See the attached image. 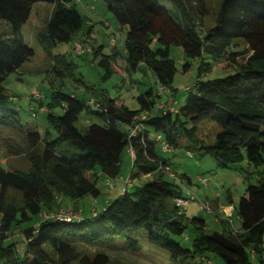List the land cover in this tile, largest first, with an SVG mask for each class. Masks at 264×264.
<instances>
[{
    "label": "trees",
    "instance_id": "1",
    "mask_svg": "<svg viewBox=\"0 0 264 264\" xmlns=\"http://www.w3.org/2000/svg\"><path fill=\"white\" fill-rule=\"evenodd\" d=\"M75 1L0 0V20L11 26V37H0V120L17 116L9 107L10 97L3 83L35 56L22 33L34 5H56L48 25L38 34L41 45L51 54L58 43H70L84 26V17ZM104 1L118 22L128 27L125 49L129 67L136 71L147 65L158 85L172 89L178 73L170 54L172 46L183 47L192 59L207 55L215 61L226 59L236 64L240 56H250L235 75L199 80L187 90L195 88L197 95L184 107H178L176 114L157 110L160 96L153 89L138 97L140 108L136 111L108 95L101 94L99 102L93 99L101 105L97 110L75 96L57 92L48 103V121L56 130V138L49 141L43 139L37 127H23L29 169L8 170L0 160V264H124L101 252L91 256L82 247L124 237L128 247L137 250L140 243L133 235L138 232H145L149 242L168 251L176 263L205 259L208 253H214L225 264H254L253 260L264 264V177L258 185H250L247 196L240 200V228L235 230L228 220H221L222 231L207 234L205 219L188 217L186 210L176 203L185 197L183 182L191 183V178L177 176V182L166 179L163 167L169 166L168 160L161 156L156 141L162 135L174 149L180 138L186 136L212 155L220 168H230L245 160L255 167L264 164V0H223L216 24L206 34L198 26L207 16V0H187L190 8L173 0L178 6L175 14L161 7L159 0ZM238 39L244 40L248 50L232 51ZM153 44L159 48L153 49ZM94 53L96 57L102 55L100 49ZM60 65L67 70L73 68L65 56L56 57L53 71L62 77L66 73L58 70ZM99 65L106 71L105 79L112 76L115 67L119 68L115 55H102ZM184 68L187 71L190 65ZM209 69L207 66L203 71ZM57 107H62L64 114L55 115ZM84 111L100 116L104 124L92 123L81 132L77 123ZM145 112L150 114L143 121V131L130 138L129 128ZM205 120H212L219 128L208 144L197 135ZM65 144L82 156H65L61 152ZM131 148L135 152L133 168L138 170L137 176H153L152 181L137 187L135 192L126 189L92 217H86L81 209L80 221L49 219L40 223L43 213L67 206V200L97 198L101 194L97 182L86 177V173L98 170L106 178H117L124 154ZM34 220L33 226L22 228ZM18 230L26 242L22 255L12 241ZM189 231L196 235L192 248L172 240L174 236L188 240L185 236Z\"/></svg>",
    "mask_w": 264,
    "mask_h": 264
},
{
    "label": "rangeland",
    "instance_id": "2",
    "mask_svg": "<svg viewBox=\"0 0 264 264\" xmlns=\"http://www.w3.org/2000/svg\"><path fill=\"white\" fill-rule=\"evenodd\" d=\"M179 1L190 8L187 0ZM222 1L207 0V16L198 26L202 34H206L208 29L215 26ZM159 4L171 13L177 12L178 6L173 0H159ZM75 7L84 17L83 28L75 34L70 43H58L51 54L41 45L38 34L48 25L56 8L55 4L44 2L35 4L29 21L22 28L25 44L35 50V56L17 72L7 77L3 83L10 97L9 107L17 113V116L13 118L0 120V160L8 170L26 172L30 167L26 156L29 150L28 141L23 127H37L43 139L53 141L56 138V130L48 121V103L57 92L75 96L79 101L90 105L91 109H95V105L90 104L93 99L99 102L101 94L108 95L134 111L140 108L138 102L140 95L146 94L150 89H153L156 95L158 93L157 79L147 65H141L136 71L129 67L125 52L128 27L118 22L106 2L104 0L75 1ZM0 37L4 39L11 37V26L7 21L0 20ZM113 38H118L115 49H112L110 44ZM77 44L83 46L82 54L76 51ZM235 44L236 46L232 48L233 52L248 50V45L242 39L236 40ZM152 48L157 49L159 46L153 44ZM99 49L102 55H115L116 64L119 67H115V72L107 79H105L106 71L99 65L102 55L96 57L94 53ZM170 54L178 68L172 90L179 108L184 107L188 100L197 95L195 88L187 91L188 88L195 87L199 80L209 81L235 75L250 56H240L237 63L233 64L226 59L215 61L207 55L195 59L188 58L183 47L180 46H172ZM58 56H65L66 62L73 65V68L68 70L65 65L58 66L59 71L66 73L64 77L53 71L55 59ZM186 64L190 65L187 71L184 68ZM207 66L211 69L203 71ZM35 89L40 92L43 99H33ZM167 99V96L157 98V102L164 103ZM64 111L62 107H57L54 114L61 116ZM92 123L104 124V121L100 116L84 111L80 115L77 128L84 132ZM218 131V126L212 120H205L200 125L197 135L205 144H208L213 141ZM152 136L155 137V133ZM43 146L44 142L41 144V147ZM61 152L70 158H79L83 154L67 144L62 146ZM161 156L168 160L170 168L178 178L183 176L191 178V183L187 180L183 182L184 196L189 198L190 194H194L198 202L190 203L188 217L205 219L207 234L221 232V220H228L235 230L240 228L237 218L240 200L247 196L250 185L260 183L264 177V164L255 167L245 160L230 168H220L212 155L206 154L186 136L180 138L178 146L171 152L162 151ZM132 160V155L127 150L122 160L120 175L111 179L113 188L107 186V178L104 175L100 178L96 177L97 174L100 175L98 170L86 173V177L97 182V188L101 194L97 198L88 196L79 202L67 200L68 205L63 207L82 209L86 217H92L102 212L126 189L135 192L137 187L154 179L153 177L143 179L140 183L137 177L138 170L133 168ZM129 179H132L134 187L127 185ZM166 179L176 181L168 174ZM228 207L236 208L232 218L226 211ZM34 224L35 220L23 224L22 228L26 229ZM185 237H189L188 240L175 236L172 240L181 243L184 248H192L195 233L189 231ZM133 238L140 243L137 250L129 248L128 241L124 237L96 241L82 248L91 256L101 252L107 254L112 260H118L124 264H225L214 253H208L205 259L198 257L194 260H179L176 263L168 251L152 245L145 232L135 233ZM12 241L17 243L20 254H24L26 242L21 230L15 232ZM253 263L261 264L256 260H253Z\"/></svg>",
    "mask_w": 264,
    "mask_h": 264
},
{
    "label": "built area",
    "instance_id": "3",
    "mask_svg": "<svg viewBox=\"0 0 264 264\" xmlns=\"http://www.w3.org/2000/svg\"><path fill=\"white\" fill-rule=\"evenodd\" d=\"M76 2H82V0H76ZM111 46H117L118 45V38H113L110 41ZM84 48L81 44H77L76 46V51L78 52V54H82L84 51ZM190 88H188L187 90H189ZM158 95L161 97L167 96V101L164 103H158L157 105V110L163 112V114H167V113H172V114H176L178 113V106H177V101L174 98V92L172 89L165 87L163 85H158ZM33 99H38L41 100L43 99L40 92L38 90H34L33 91ZM91 105H95V109H101V105L99 103H97L95 100H92L90 102ZM149 112H145L143 113L135 122L134 125L132 127L129 128V137H135L136 135H138L140 132L143 131L144 129V124L143 121L146 120V118L149 116ZM156 141L159 143L160 145V149L163 152H171L173 149L172 147L169 145V143H167L162 135H158L156 137ZM130 153L132 155V158L134 160L135 158V152L134 150L131 148ZM163 171L168 174L172 179L177 180V176L174 174L173 170L167 166V167H163ZM132 179H129L127 182V185L132 187ZM107 186L109 188H113V184L111 179L107 178ZM197 203V198L194 194H190L189 198H179L176 203L177 205L183 209V210H187L188 206L190 205V203ZM202 205H204L202 203ZM235 207H228L226 208V211L228 212L229 215H231V218L233 217V211H234ZM83 217V211L82 210H74L73 208H69V207H61L60 209H58L57 211H51V212H45L41 215L40 217V223L47 221L49 219H56L58 221H67V222H71V221H80ZM238 218V216H237ZM239 220V219H238ZM40 223H38L36 225V227L38 228L40 226Z\"/></svg>",
    "mask_w": 264,
    "mask_h": 264
},
{
    "label": "crops",
    "instance_id": "4",
    "mask_svg": "<svg viewBox=\"0 0 264 264\" xmlns=\"http://www.w3.org/2000/svg\"><path fill=\"white\" fill-rule=\"evenodd\" d=\"M117 46H112V49H115ZM125 52H126V49H125ZM129 151V150H128ZM130 152V151H129ZM132 162H133V160H132ZM170 167V166H169ZM100 173V175L98 176V178H100L101 176H103V174L101 173V172H99ZM139 179H140V183H141V181L143 180V179H145V180H147V179H149V178H152L153 176H144V177H139V176H137ZM107 180V179H106ZM176 182H177V180H176ZM117 190V189H116ZM116 192H118V191H116ZM123 193V192H122ZM113 198H114V195L112 196ZM189 208H190V205L188 206V208H187V210H186V212H187V216H188V211H189Z\"/></svg>",
    "mask_w": 264,
    "mask_h": 264
}]
</instances>
